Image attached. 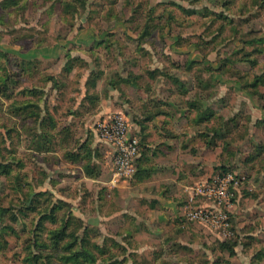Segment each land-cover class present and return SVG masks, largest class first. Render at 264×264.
Segmentation results:
<instances>
[{
  "label": "rangeland",
  "instance_id": "rangeland-1",
  "mask_svg": "<svg viewBox=\"0 0 264 264\" xmlns=\"http://www.w3.org/2000/svg\"><path fill=\"white\" fill-rule=\"evenodd\" d=\"M152 112L189 138L173 210L149 203L134 175L114 179L95 130L121 115L133 134ZM89 137L92 152L70 162ZM224 170L242 179L223 206L227 238L186 217L190 188ZM68 255L264 264V0H0V264Z\"/></svg>",
  "mask_w": 264,
  "mask_h": 264
},
{
  "label": "crops",
  "instance_id": "crops-1",
  "mask_svg": "<svg viewBox=\"0 0 264 264\" xmlns=\"http://www.w3.org/2000/svg\"><path fill=\"white\" fill-rule=\"evenodd\" d=\"M201 103L205 108V104L203 102ZM173 105L174 104H172V106ZM173 110L174 112L175 110L177 111L175 108H173ZM152 113V118L147 120L145 123L146 127L143 129V141L142 138L138 136L141 135L140 128H137L136 131H134L135 133H130L136 138L138 137L137 139L140 143L139 154L135 159V171L141 170L142 172L139 173L137 181L140 183L139 185L144 186L145 190H149H147L148 194L145 196L149 203L153 199L157 202L158 206L167 210H173L180 204V201L176 198L180 197L182 194V187L185 185L186 180V152L188 150L184 145L187 134L179 129L182 125L177 124V127L174 128L171 121L173 115L169 117L161 114L158 115L156 112ZM179 115H182V113H179ZM166 118L170 123L168 127L170 129L167 128L168 124L166 125ZM152 124L155 125V127L157 126L154 130V134H152L150 130ZM179 124H184V122L181 121ZM170 125H173V127ZM165 126L168 133L164 130ZM188 136H190V134H188ZM187 140H189V138H187ZM110 149L112 151L111 146ZM205 150V147H199V154L201 153L200 155H202ZM209 152H211V149ZM192 157L199 160L197 154ZM197 166H191L190 168H193L194 172L197 171L195 168H202L200 164L198 167ZM110 183H112V181ZM160 215L162 214H159L158 217Z\"/></svg>",
  "mask_w": 264,
  "mask_h": 264
},
{
  "label": "built area",
  "instance_id": "built-area-1",
  "mask_svg": "<svg viewBox=\"0 0 264 264\" xmlns=\"http://www.w3.org/2000/svg\"><path fill=\"white\" fill-rule=\"evenodd\" d=\"M95 127L99 138L112 148L114 178L131 177L135 173L139 148L138 139L129 132L127 119L121 115L109 116L97 120ZM241 181L232 172H226L197 183L190 188L186 217L217 231L221 237H229V217L223 206L229 204ZM199 199L207 200L210 205H196Z\"/></svg>",
  "mask_w": 264,
  "mask_h": 264
},
{
  "label": "trees",
  "instance_id": "trees-1",
  "mask_svg": "<svg viewBox=\"0 0 264 264\" xmlns=\"http://www.w3.org/2000/svg\"><path fill=\"white\" fill-rule=\"evenodd\" d=\"M2 5H3V7H6V5H4V2H2ZM74 59H76L75 57H71L70 55H69V60H70V62L71 61H73ZM71 66H69V64L67 63L66 65H64L63 66V71H65V73H68V72H70L71 71ZM184 93H187V91L186 90H184ZM198 105V104H197ZM189 106H190V103H189ZM192 106H195V103H193V105ZM199 106V105H198ZM200 107V106H199ZM201 108V107H200ZM151 114H153V113H151ZM149 115L147 118H146V120H150L151 118H152V115ZM35 116H37V113H36V115ZM227 122V121H226ZM228 122L230 123V122H232V120H230V119H228ZM54 124V123H53ZM42 125H44V123H42V121H41V123H40V126H42ZM43 128V127H42ZM41 128V130H43ZM143 126L141 125L140 126V131H142L143 130ZM97 134V133H96ZM41 136V138H42V141H44L45 142V140H46V138H47V135L46 134H42V135H40ZM50 140V139H49ZM90 141H91V138L89 137L88 139H86L85 141H83L82 143V145H80L79 147H78V150H77V152H70V153H68V155H69V161L70 162H74V161H78L77 163L79 164L80 163V161L82 160L80 157H82V154H84V153H86L87 151H89V152H92V151H90L91 150V148H90ZM138 148H140V143H139V140H138ZM92 154V153H91ZM93 154L95 155V152H93ZM256 156H258V154H256L255 156H253V158H255ZM94 157V156H93ZM93 157L92 156H90V158L88 159V162L89 161H92V159H93ZM84 160H86V158L85 159H83V161ZM84 165V164H83ZM82 165V166H83ZM4 169H5V173H8V169H7V166H5V165H1ZM84 168H85V170H84V172L85 173H87V175L89 176V177H91V175H92V172H91V169H89L90 168V166L89 165H84L83 166ZM83 168V169H84ZM142 171L141 170H139V171H135V173L133 174L134 175V177H139V173H141ZM223 172H226L225 170L223 171ZM219 174H221V173H219ZM62 236L61 235H59V237L58 238H61ZM55 238H57V237H55ZM224 241L225 242H227V239H224ZM233 245L235 246L236 244H235V242H233ZM232 245V246H233ZM228 247H229V245H228ZM230 249H232L231 248V246H230ZM231 252H232V250H231ZM78 255L77 256H75V255H68V257H67V259L66 260H72V264H78Z\"/></svg>",
  "mask_w": 264,
  "mask_h": 264
}]
</instances>
